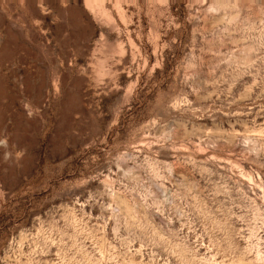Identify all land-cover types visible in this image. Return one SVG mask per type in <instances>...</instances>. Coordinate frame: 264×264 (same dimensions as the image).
<instances>
[{"label": "rangeland", "instance_id": "374dc122", "mask_svg": "<svg viewBox=\"0 0 264 264\" xmlns=\"http://www.w3.org/2000/svg\"><path fill=\"white\" fill-rule=\"evenodd\" d=\"M17 10L0 37L42 39L49 90L32 140L0 124V264H264V0Z\"/></svg>", "mask_w": 264, "mask_h": 264}, {"label": "crops", "instance_id": "0c3cea01", "mask_svg": "<svg viewBox=\"0 0 264 264\" xmlns=\"http://www.w3.org/2000/svg\"><path fill=\"white\" fill-rule=\"evenodd\" d=\"M25 1L0 0V12L4 10V7H7L13 13L17 12L19 4H24ZM39 19L40 17L33 15L31 11L27 14L23 13V27L31 30L33 21H38ZM39 40L42 41V39L36 37H0V45L7 44L13 46L10 54L12 59L10 60L14 61L15 66L9 72L8 83H6L4 77H0V124L12 123L21 127H29L31 125L38 126L45 123L46 116L41 110V104L49 90L48 79L46 75L42 76L40 72L33 75L28 70L26 64L21 62L31 60L32 55H35V53L29 46L42 44ZM22 130L23 132L21 134L23 138L28 141L32 140V130L30 128L26 129L25 127H22ZM20 154L25 159V165L27 159V171L13 170L12 180L14 182L23 181L31 175L30 159L32 156V148L30 146L27 148L24 147ZM6 174V169L2 170L0 168V203L2 200V187L7 180Z\"/></svg>", "mask_w": 264, "mask_h": 264}]
</instances>
